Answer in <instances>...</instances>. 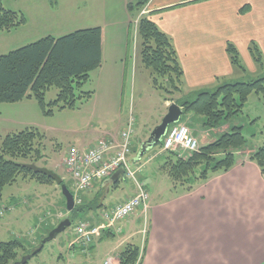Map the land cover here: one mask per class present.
I'll return each instance as SVG.
<instances>
[{
    "label": "crops",
    "instance_id": "0c3cea01",
    "mask_svg": "<svg viewBox=\"0 0 264 264\" xmlns=\"http://www.w3.org/2000/svg\"><path fill=\"white\" fill-rule=\"evenodd\" d=\"M12 1L17 4L8 9L22 13L25 23L0 33V55L46 36L59 37L99 26L103 33L102 59L111 55L121 60L131 31L128 5L137 0ZM12 1L2 3L7 8L6 3ZM142 14L151 15L171 37L183 69L185 95L236 81L238 68L230 62L228 42L238 49L242 64L264 72V0H149ZM250 42H255L261 52L260 66L248 52ZM169 103L165 101V106ZM195 121L202 122L199 117ZM221 127L227 129V125ZM122 128L92 135L87 144L78 148L92 147L102 139H117ZM212 135L207 143L217 138V134ZM131 142L130 160L136 156L135 142ZM255 149L245 148L235 155L230 169L195 180L189 188L175 185L163 167L166 159L161 162L162 157L148 156L149 149L139 163L143 165L141 171L136 173L149 194L146 214L138 209L124 219L129 225L126 232L124 227L118 233L101 228L85 251L76 243L72 247L83 254L101 253L103 264H119V252L127 243L139 247L140 264H264V177L249 158ZM112 175L82 193L83 203L97 198L101 213L102 198L122 181L128 182L127 194L118 204L137 192L133 180L123 175L113 182ZM98 220L92 223H104ZM81 221L86 220L75 223ZM49 224H54L52 219L46 223ZM44 228H48L45 223L35 226V234ZM101 231L113 239H105ZM37 240L33 237L27 243L36 246Z\"/></svg>",
    "mask_w": 264,
    "mask_h": 264
},
{
    "label": "rangeland",
    "instance_id": "374dc122",
    "mask_svg": "<svg viewBox=\"0 0 264 264\" xmlns=\"http://www.w3.org/2000/svg\"><path fill=\"white\" fill-rule=\"evenodd\" d=\"M6 4L7 8L8 6L15 8L17 3L8 2ZM137 13V11L130 13L129 45L122 59L117 60L118 58L106 55L101 61V66L90 73L88 81L77 91L78 93H89L90 97L77 101L72 108L60 110L51 107L53 110L49 114L44 113L33 98L11 103L0 102V148L4 136L8 134L30 128L37 130L39 136L36 137L35 146L40 150L42 157L33 163L56 173L71 187V178L65 172L63 164V158L69 147L85 145L92 135H98L101 132H116L125 127L131 116L134 120L132 141L135 142L137 151L140 142L149 136L167 112L166 99L193 100L196 95L183 97L180 93L171 95L152 86L151 70L142 64L137 52V30L135 32L133 25V19L139 16ZM134 36L136 37L135 42ZM242 66L243 69H238L237 81L247 82L264 76V72L253 70L244 63ZM56 95L57 89L50 87L45 92V102L53 101ZM195 117L192 113H188L180 118L196 138L199 148L212 139V133L219 136L231 130V126L234 125L242 126V133L246 139L245 148H258L264 144V97L261 94L252 92L248 96L242 113L225 124L227 129L223 127L204 128L196 123ZM150 151L148 156L162 157L163 159H159L161 162L168 156H172L169 152L162 151L155 146L150 148ZM242 151L237 150L235 155ZM189 155L185 152L177 156L187 158ZM159 160L157 159L154 163ZM18 161L22 162L20 159ZM27 162L30 161L27 160ZM200 170V167L196 168L194 174L198 175ZM127 186L128 182L122 181L119 187L112 188L110 193L102 198V208L109 209L121 202L127 194ZM9 205L13 208L5 211V207ZM84 205L86 206L84 211L72 214L73 224L78 219L89 222H94L95 219H99V222L103 221L102 214L98 211L100 208L97 206V198L87 201ZM0 209L3 210V215L0 216V240H21L27 249L33 247L27 243L29 239L37 237V245L41 237L47 233V228H44L35 234V226L41 227L45 223V227H49L50 224L46 225V223L52 219L54 227L68 215L61 190L56 184L40 183L34 179L25 178L23 175H19L13 184L4 187L0 197ZM137 224L139 225L138 222ZM142 225L143 221L139 227L142 228ZM116 226L120 229L124 227L126 232L129 225L124 223V220H119ZM71 232L74 233L72 226L59 233L56 238L46 242L42 250L30 258L26 264H103L101 253L83 254L81 250L72 247L76 240ZM100 234L105 235L103 231ZM104 237L107 240L113 239V236L105 235ZM19 253L20 258L23 253Z\"/></svg>",
    "mask_w": 264,
    "mask_h": 264
},
{
    "label": "trees",
    "instance_id": "16d2710c",
    "mask_svg": "<svg viewBox=\"0 0 264 264\" xmlns=\"http://www.w3.org/2000/svg\"><path fill=\"white\" fill-rule=\"evenodd\" d=\"M148 1L137 0L128 5V10L130 13L137 11V15L139 14L137 52L142 64L151 70L152 86L171 95H196L190 101L185 100L186 98L180 101L173 98L165 101L173 100L182 108V115L192 113L201 119V126L213 129L228 124L232 118L242 113L252 92L264 97V76L247 82L236 80L223 84L214 91L202 90L185 95L183 69L171 37L158 27L151 15L141 14ZM24 23L25 17L22 13L4 7L0 0V33ZM102 39L101 27H88L59 37L46 36L0 55V102L11 103L33 98L46 114L52 113L51 107L60 110L74 107L77 101L90 97L89 93L77 91L88 81L90 73L101 66ZM226 51L231 64L243 69L236 46L228 42ZM248 52L255 64L262 65V55L255 42H250ZM50 87L57 89V95L53 101L46 103L44 95ZM38 136L39 132L33 128L4 136L0 148V197L4 187L13 184L19 175L40 183L56 184L46 175L34 173L23 166L42 157L40 150L35 146ZM245 145L242 126L234 125L231 130L202 145L187 158L169 152L172 156L167 157L163 167L175 185L189 188L195 180H205L210 174L230 169L235 163V152L245 150ZM161 146L162 141L155 147ZM137 152L138 150L134 155ZM249 158L259 166L264 177V144L256 148ZM19 159L22 162H19ZM198 167L201 170L195 175L194 171ZM62 183L71 190L63 179ZM57 186L60 189V185ZM62 198L65 203L63 196ZM84 204L82 199L80 205H75L74 209L67 213L71 223L72 214L84 211ZM97 206L101 205L98 203ZM8 207L13 208L10 205ZM51 228L53 225L48 227L47 231ZM36 246L27 249L21 240H0V264H12L19 259V252L28 253ZM138 255L139 247L127 243L119 252V264H134Z\"/></svg>",
    "mask_w": 264,
    "mask_h": 264
},
{
    "label": "built area",
    "instance_id": "2783aa9c",
    "mask_svg": "<svg viewBox=\"0 0 264 264\" xmlns=\"http://www.w3.org/2000/svg\"><path fill=\"white\" fill-rule=\"evenodd\" d=\"M136 26L137 20L134 21L135 31ZM133 126L134 120L130 116L125 127L119 132L117 139H102L92 147L78 148L71 146L65 153L63 164L70 174L74 201L77 205L82 202V193L89 191L95 182L107 179L120 168L124 170V175L132 179L137 186V192L124 202L109 209H102L103 224L98 225L81 221L74 226L73 232L76 244L82 247V251H85V248L93 243L101 228L104 227L118 233L120 228L116 226L117 221L128 218L138 209L146 214L149 194L143 184L136 178V173L141 171L143 165L139 164L140 162L134 168L129 165L131 141L134 133ZM160 149L177 154L187 152L191 155L199 150V146L187 125L182 121H178L168 126L162 138ZM2 215L3 210L0 209V216ZM145 234L146 231H144ZM141 254L134 264H140Z\"/></svg>",
    "mask_w": 264,
    "mask_h": 264
},
{
    "label": "water",
    "instance_id": "95a60500",
    "mask_svg": "<svg viewBox=\"0 0 264 264\" xmlns=\"http://www.w3.org/2000/svg\"><path fill=\"white\" fill-rule=\"evenodd\" d=\"M182 113V108L177 103L171 102L168 105L167 112L162 117L160 123L153 128L149 136L141 143L136 156L129 161V165H132L133 163L141 160L143 155L150 148L156 146L161 141L162 137L165 135L168 126L178 122L180 117L182 116ZM23 166L30 169L34 173H41L46 175L47 177L55 181L57 185H60L61 194L65 199V209L68 212L74 209L75 202L73 194L70 189L64 183H62V178L59 175L48 169L38 167L35 163H27L23 164ZM123 175L124 170L120 168L113 173L111 180L113 182H116L118 177ZM70 226L71 220L68 217L61 219L53 228L48 230L47 233L41 237L37 246L32 251L23 254L18 260L14 261L12 264H26L30 260V258H32L34 255H36L42 250L46 242L56 238L59 233L65 231Z\"/></svg>",
    "mask_w": 264,
    "mask_h": 264
}]
</instances>
